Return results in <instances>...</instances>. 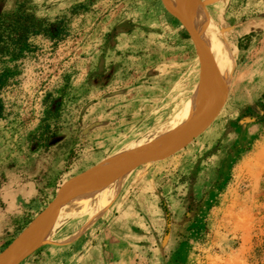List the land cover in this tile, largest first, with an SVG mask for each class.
Returning <instances> with one entry per match:
<instances>
[{
    "label": "rangeland",
    "instance_id": "1",
    "mask_svg": "<svg viewBox=\"0 0 264 264\" xmlns=\"http://www.w3.org/2000/svg\"><path fill=\"white\" fill-rule=\"evenodd\" d=\"M199 1L230 58L204 31L226 64L217 107L216 81L199 72L192 39L162 0H0L1 12L67 18L56 43L37 35L0 57V263L20 255L6 257L67 179L145 155L134 148L156 143L159 153L161 138L209 105L201 130L172 153L87 177L82 190L115 187L100 210L79 202L66 210L86 177L73 181L17 264H264V0ZM246 31L247 47L236 50Z\"/></svg>",
    "mask_w": 264,
    "mask_h": 264
},
{
    "label": "bare ground",
    "instance_id": "2",
    "mask_svg": "<svg viewBox=\"0 0 264 264\" xmlns=\"http://www.w3.org/2000/svg\"><path fill=\"white\" fill-rule=\"evenodd\" d=\"M172 1L175 4H177L181 9L178 6H176ZM167 2L172 6L174 12L179 11V14L181 16H184L183 18L186 20V22L189 24V26L191 25L193 30L195 29L194 30L195 32L197 31L196 33L198 34V36L201 39L203 49L205 50V52L207 53V56H208V67H207V70L205 71L206 72L205 77L209 78L210 75L212 74L211 77L214 78V80L216 81L217 86H218V95L219 96H218V99L216 101V107H217V105L219 103L220 94L222 93V88H220L221 86H220L219 76L221 77L222 72L225 75L226 64H224V62L222 61V58L218 54H216V52H214V50L212 49V47L208 41L209 40L208 35L222 49L223 53L227 57V60H228L227 63H230L228 49L226 48L224 41L222 40V36L217 32L216 25L214 24L212 19H210V17L203 11V9H202L203 6L199 0H167ZM189 17L196 24H194V22H192V20ZM220 62H223L224 69H223ZM197 90L199 93H201V95H204L205 93H207V88H206L204 83H202L200 86H197ZM213 99L215 100V98H213ZM193 100H191L190 103H192ZM199 104H202V101ZM208 106L209 105H207L206 107L200 108L195 114L190 116L187 120H189L193 116H196V117L193 118L187 125L182 126L187 121L186 120L178 128L172 130L166 136H164L165 135L164 134L163 135L164 137L160 139L162 145L163 146L170 145L175 140L181 138V136L183 134L189 133V132L193 131L196 127H198V125L208 116V113L210 112V109H207ZM216 107H215V109H216ZM215 109L213 111H215ZM213 111H212V113H213ZM152 145H150L148 147H143V148H134L132 150V152H130V153L136 152L138 150V151H141L142 154L150 155V154L154 153L153 151H155L158 148L156 143H154ZM145 155H142V156H145ZM138 157H141V156H138ZM138 157H129L128 160H133V159L138 158ZM88 178L86 177V178H82L81 180H79V182L73 186V188L69 192L68 196H66V198L63 200L62 203H66V205H67L74 197H76L78 195V193L83 189L84 184ZM93 187H96V188L91 189V187H87L84 190H82L80 195L68 206V208H66V210L72 209L77 202H79L80 204H79V206H76V208L82 207V205L90 203V204H95L97 210H100V208L102 206L106 205L109 202V200L113 196L112 194L115 191V187L110 189V187L108 188L105 185H93ZM45 229L46 228H44L38 235L35 236V233H34L35 221H34L32 223V225L28 228L24 238L21 241L16 240L15 242H13L11 244V246L9 247V251H7L8 253L6 254V257L9 258L13 253L14 254L20 253V255L18 257H21L25 253L30 251L41 240V238L44 235ZM27 240H30V241L27 242ZM18 257H16V258H18ZM0 264H6V263H4L2 260Z\"/></svg>",
    "mask_w": 264,
    "mask_h": 264
},
{
    "label": "trees",
    "instance_id": "3",
    "mask_svg": "<svg viewBox=\"0 0 264 264\" xmlns=\"http://www.w3.org/2000/svg\"><path fill=\"white\" fill-rule=\"evenodd\" d=\"M77 6H73L74 10ZM67 34V18L65 14L54 16L52 19H37L31 12L24 9H16L9 12L0 11V57L7 55L11 58L19 54L23 47L28 44V39L33 36H42L56 43ZM249 36L244 37V43L239 45V49H245L249 42ZM6 75L0 70V88L4 83ZM259 108L262 111L258 115V122L264 126V91L259 96ZM59 105L54 104L51 109L49 105L45 106L44 125L45 131L49 125L46 120L54 118L58 114ZM1 112V101H0ZM42 127V126H41ZM42 131L36 136V141L41 142ZM40 146V143L37 144Z\"/></svg>",
    "mask_w": 264,
    "mask_h": 264
},
{
    "label": "water",
    "instance_id": "4",
    "mask_svg": "<svg viewBox=\"0 0 264 264\" xmlns=\"http://www.w3.org/2000/svg\"><path fill=\"white\" fill-rule=\"evenodd\" d=\"M162 1H163L164 7L167 10V12H169L172 16H174L183 25L186 32L188 33V35L192 39L193 46H194V49H195L196 55H197L199 72H202L204 69H207V67H208V56H207V53L205 52V50L203 49L200 37L198 36V34L193 29L189 28V24L186 22V20L181 15H176L175 12L173 11V9L165 2V0H162ZM210 1H214V0H210ZM229 28L230 27H226V28H222L221 30L225 31ZM213 92H214V84L211 85L209 88V93L212 94ZM203 124H205V121H203L193 131L183 134L181 136V138L177 142L174 143V145L171 144V145H168L165 148L161 149V151L159 153H155L153 155L150 154V155L141 156V157L135 158L133 160L122 161L120 163L102 165L101 167H99L97 169L85 170L81 173H78V174L70 177L69 179H67L64 183H62L59 186L54 197L37 214V216L31 220V221L35 220V231H34L35 236L38 235L44 228H47V226L49 225V223H50V221H51V219L55 213V210L57 209V206H58V203L61 199V196L63 195L65 190L69 187V185L73 181H75L76 179L82 178V177H99V176L106 175V174L113 172V171H127V170L134 168V167H137L141 164L160 159L163 156H166V155L172 153L173 151H175L176 149L180 148L184 143H186L189 139H191L196 133H198L201 130V127ZM29 223L20 232V234L17 236V238L15 240L21 241L24 238V236L26 235V232L29 228ZM30 240H27V242ZM23 256L18 257V258H12L7 264H17V262Z\"/></svg>",
    "mask_w": 264,
    "mask_h": 264
},
{
    "label": "crops",
    "instance_id": "5",
    "mask_svg": "<svg viewBox=\"0 0 264 264\" xmlns=\"http://www.w3.org/2000/svg\"><path fill=\"white\" fill-rule=\"evenodd\" d=\"M247 31L241 33V35H238V38H236L235 43H234V48L237 50L239 49V45H241L242 43H244V37L247 36ZM239 50H244V49H239Z\"/></svg>",
    "mask_w": 264,
    "mask_h": 264
}]
</instances>
